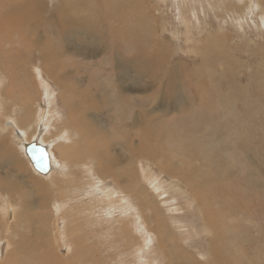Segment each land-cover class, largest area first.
Returning a JSON list of instances; mask_svg holds the SVG:
<instances>
[{
  "label": "rangeland",
  "instance_id": "obj_1",
  "mask_svg": "<svg viewBox=\"0 0 264 264\" xmlns=\"http://www.w3.org/2000/svg\"><path fill=\"white\" fill-rule=\"evenodd\" d=\"M96 1L0 0V179L8 177L0 181V264H264V80L256 70H264V25L257 24L259 17L247 25L212 7L214 1L226 8L232 0H200L201 6L196 0L193 7L189 0H128L110 11L98 9ZM105 12L112 20L105 21ZM193 16L207 21L190 28L194 38L181 35L179 22H193ZM113 25L117 31L110 36ZM144 62L153 68L141 82L135 76L144 72ZM59 64L63 71H54ZM12 79L32 88L43 81L54 104L47 106L45 96L29 104L21 83V90L11 91ZM216 90L225 99L226 115L212 112ZM48 110L52 117H46ZM87 113L94 116L83 119ZM27 114L29 124L23 121ZM130 116L140 118V126ZM86 121L91 128L74 137L79 150L65 173L53 167L48 177L40 176L17 139L19 131L56 136L57 129L73 132ZM22 139L37 141L33 135ZM127 143L131 154L121 147ZM51 153L63 158L57 144ZM186 160L193 165L180 178L164 171ZM210 176L219 184L206 182ZM112 182L121 189L109 195ZM135 187L143 192L139 204L129 192ZM125 197L127 205L120 200ZM146 202L149 236L143 250L145 227L138 222L137 232L129 229L127 218L137 222ZM55 203L62 208L56 215ZM203 212L209 221L202 220ZM57 220L63 221L60 232ZM224 226L234 234L227 248L218 241L223 234L213 229L223 232ZM65 248L73 263H62Z\"/></svg>",
  "mask_w": 264,
  "mask_h": 264
},
{
  "label": "bare ground",
  "instance_id": "obj_2",
  "mask_svg": "<svg viewBox=\"0 0 264 264\" xmlns=\"http://www.w3.org/2000/svg\"><path fill=\"white\" fill-rule=\"evenodd\" d=\"M122 1H128V0H111V1H109V2H105V3H101V1L100 0H98V1H96V6L98 7V9H101V11H102V9L103 10H112V8L116 5V4H118V3H121ZM233 2H231L226 8H221V7H219L214 1H213V4H212V7L216 10V11H221V10H225V13H226V15H224V18L225 19H233V18H236V19H241L242 20V17L237 13V11H236V8L238 7V3L237 2H234V0H232ZM189 2V6H191V7H193L194 5H195V3H196V0H194V2H193V0H189L188 1ZM198 2H199V6H201V4H200V0H198ZM187 3V2H186ZM186 5V4H185ZM187 6H188V4H187ZM186 6V7H187ZM188 6V7H189ZM172 7V6H171ZM176 7V6H175ZM178 7V17L181 15V11H180V5L179 6H177ZM183 8H185V7H183ZM188 9H190V7L188 8ZM187 9V10H188ZM234 13V15L233 16H231V13ZM177 13V12H176ZM185 13V12H184ZM191 13V12H190ZM189 14V13H188ZM104 15H105V21L106 20H108L109 18H110V20H112V15H110V13L109 12H105L104 13ZM187 15V14H186ZM111 16V17H110ZM98 17V16H97ZM183 18H184V16H183ZM179 19H181V18H179ZM120 20H122V19H120ZM119 20V21H120ZM141 20H142V22H143V18H141ZM206 20V17L205 18H203V19H201L200 18V20L198 21L194 16H193V22H190V21H188V20H181L179 23H181V25L184 27V32L181 34V35H184V34H188V37H190V38H194V36H193V34L192 33H190L189 32V30H190V28L191 27H193V28H195L196 26H197V24H198V22H204ZM207 21V20H206ZM178 22V21H177ZM5 24H7V23H5ZM7 25H9V24H7ZM260 26V25H259ZM113 28H116L114 25L112 26V29ZM112 29H111V31H112ZM117 29V28H116ZM111 31H110V33H111ZM127 32V31H126ZM126 32H124V34H126ZM177 32V31H176ZM112 39V41H114V39L113 38H111ZM6 49V48H5ZM93 50H94V53L97 55V56H99L100 57V55H102L101 53H100V50L98 49V48H96V47H93ZM60 59H62V58H59V60ZM234 61H237L238 62V60L237 59H233ZM239 64L241 63V62H238ZM243 63V62H242ZM241 63V64H242ZM140 68H142V69H145V70H149V68H153V65L152 64H149V63H142V64H140ZM243 66V65H242ZM61 67V65L59 64V65H57L56 66V68L54 69V71L55 70H57V71H63L62 70V68H60ZM264 68V67H263ZM11 69V66H8V68H6V70L8 71V73L11 71L10 70ZM12 69H13V67H12ZM16 70H17V68H16ZM104 72H106V69L105 68H103L102 69ZM257 70V73L258 74H262V76H261V79L262 80H264V78H262V77H264V70H262V68H260L259 66H258V68L256 69ZM153 71H154V69H153ZM23 72V71H22ZM10 74V73H9ZM68 75H70V73H68ZM10 76H12L11 74H10ZM13 77V76H12ZM135 77H137L141 82H146L147 81V79H145V81H144V79H142L141 77H140V75L139 74H137ZM152 78H153V75H152ZM18 80V79H17ZM17 80H15V79H12V83L9 85L10 86V89H11V91H14V90H16L17 92H18V90L21 88L20 86H21V84H22V88H23V95L28 99V102H30L29 104H31L32 103V101L33 100H35L36 98H38L39 96H41V98H44V96L46 97V102H47V106H49V107H51L53 104H54V102H53V100H52V98H50L51 96H50V94H49V89L48 88H45L44 87V82L42 81V83L40 82V83H38L37 84V86L34 84L33 85V88L30 86V84H28V82L26 81V80H23V81H21V80H19V81H17ZM25 81V82H24ZM21 83V84H20ZM25 83H26V87H25ZM29 83H30V81H29ZM231 88V87H230ZM40 89V90H39ZM21 90V89H20ZM232 90V89H231ZM239 90H241V89H239ZM216 92H217V94L216 93H214V91H212V95H211V98H210V101H211V104H212V112L214 113V114H216V115H218V116H221L222 114L223 115H226L227 113H226V111H227V109H226V107H225V105H224V101H225V99L223 98V96L220 94V91H217L216 90ZM13 93V92H12ZM225 93V92H224ZM226 94V93H225ZM22 95V96H23ZM233 96V95H232ZM20 97V96H19ZM93 97H94V95H93V93L91 94V98L93 99ZM13 98H14V100L17 98L14 94H13ZM26 99V100H27ZM25 100V101H26ZM17 101V100H16ZM18 102H20V101H18ZM142 103V102H141ZM24 106V101H22V103H21V106H20V108H22ZM25 106H27V105H25ZM237 107V106H236ZM28 109V108H27ZM49 109V108H48ZM136 109H138V107H136ZM85 110V105H84V103H82V111H84ZM144 113H151V111H148V110H144ZM154 113H156V112H154ZM41 115L42 116H45V112H42L41 113ZM94 115H93V113H87L86 115L85 114H83V119H89V118H92ZM26 119L24 120V118H23V121L24 122H27V124H29V123H31V121H32V119L29 117V115L27 114L26 115ZM46 117H52V113L48 110V112L46 113ZM86 117H89V118H86ZM128 120L129 121H133L134 122V126L135 127H138V126H140V123H141V119L140 118H137V119H135V120H133L132 119V116H130L129 118H128ZM239 120V119H238ZM18 122H20V121H18ZM58 126H59V124H58ZM60 127V126H59ZM84 129V132L83 133H81L80 132V129ZM90 128H91V126H90V123L88 122V121H86V122H83V123H81L80 124V126L78 127V129H74L73 130V132L72 131H61L60 132V130L59 129H57V135L56 136H49V134H48V132L47 131H41L40 133H37V132H35V131H32V130H28V131H26V132H22V131H19L20 133H21V135L20 134H18V140L19 141H21V145H23L24 146V151H25V154H26V156H27V152H26V147H28L29 145H31V144H35V145H38V146H40V147H43L45 150H46V152H47V154H48V157H49V163H50V170H49V172L48 173H46V174H42V173H40V172H38L34 167H33V165H32V163H31V161H30V159H29V157H28V159H29V161H30V163H31V165H32V167H33V169L40 175V176H42V177H48L49 175H50V173H52V169H53V167H55L56 168V172L58 171V170H60L61 169V172H63V173H65V170L66 169H68L69 167H68V165H67V163H68V161H69V159H70V157L72 156V154H73V152L75 151V150H79V147H78V145H77V143H76V141H75V139H74V137L76 136V137H81L83 134H85V133H87L89 130H90ZM12 130H16V129H11V131ZM18 131V130H17ZM76 131H78V132H76ZM8 132H10V131H8L7 130V133ZM30 135H33V136H35L36 138H37V141H32V142H30V143H25L24 141H23V139H22V137L23 138H27V137H29ZM43 143H47L48 145L47 146H43L42 144ZM55 144H57V148H58V151L60 152V154L63 156V158L60 160V161H58L57 159H55V157L53 156V154L51 153V148L52 147H54V145ZM18 145H20V144H18ZM231 146V145H230ZM121 147L122 148H127L128 149V152L131 154V143H127L126 145H121ZM231 149V148H230ZM236 149V148H235ZM186 150V145L184 144L181 148H180V150L178 151V154L180 153V152H184ZM227 151H229L228 149H227ZM209 153H211V154H213L214 152H209ZM247 153V152H246ZM85 154V152L84 151H82L81 152V156H83ZM220 154V153H219ZM226 154V153H225ZM217 155V154H216ZM221 155V154H220ZM232 156H234V155H232ZM186 158H189L188 156H186ZM233 158V157H232ZM169 161H172L171 160V156L169 155ZM198 161H201V159H200V157L198 158ZM189 164V165H188ZM59 165H61V168H60V166ZM189 167H188V166ZM193 165V163H191L190 161H188V160H186L185 162H182V161H179V163L177 164V163H175V166H174V168H173V172L174 173H176L177 175H178V177L180 178V175L182 174V173H185V172H188V170L187 169H190V166H192ZM188 167V168H187ZM194 168V167H193ZM195 170V169H194ZM189 173V172H188ZM91 177V176H90ZM213 176H210V179L212 178ZM61 178V177H60ZM86 178V177H85ZM8 180V177H1V179H0V181L2 182V181H7ZM212 181H207V180H205L206 182H213L214 184L215 183H217V184H219L218 182H216V179L215 178H212L211 179ZM1 182H0V184H1ZM60 182V181H59ZM62 182V181H61ZM113 183V182H112ZM60 184V183H59ZM115 183H113L112 184V187H111V190H110V195H112V193L114 192V189L115 188H117V189H121L120 187H118V186H116V185H114ZM13 186H14V184L13 183H10V182H8V188H9V190H11L12 192H15V190L13 189ZM200 188V191L202 190V188L201 187H199ZM39 189H43V188H39ZM177 189H180L179 187H177ZM79 191V190H78ZM74 192H75V190H74ZM184 192V191H183ZM193 192V191H192ZM194 193V192H193ZM75 194V193H74ZM185 194H187V193H185ZM77 195V194H76ZM127 200H128V197H125ZM131 199H132V197H131ZM192 199V198H191ZM41 200V199H40ZM121 201H123V202H125V200L124 199H120ZM133 200V199H132ZM59 201V200H58ZM134 201V200H133ZM64 203H67V200L66 201H64ZM128 203V202H127ZM127 203H126V205H127ZM62 208L58 205V204H54L53 205V213L56 215V214H59V212H60V210H61ZM105 209H107V208H105ZM8 211L9 212V210H10V208L9 207H7L4 211ZM6 211V212H7ZM101 211V210H100ZM146 210H144L143 211V214H145L146 215V212H145ZM5 212V213H6ZM3 214V213H2ZM6 215V214H5ZM128 215H130V214H128ZM202 215V214H201ZM203 221H209L208 219V214L206 213H204L203 212ZM130 217H131V215H130ZM138 218H139V216H138ZM103 219V216H99V220H97V222H95V223H93V224H95V225H97L98 224V221H100V220H102ZM136 220L135 219H132V217H131V224H132V227H133V229H134V231H138V228H137V226H136V223H138V222H140L139 221V219H137V222H135ZM135 222V223H134ZM140 226H142L141 224H139ZM205 226H206V224H205ZM55 227H56V231L57 232H60V230H62V228H63V221L62 220H57L56 221V223H55ZM144 228V227H143ZM190 228V227H189ZM229 228V227H228ZM227 227H225L224 226V230H223V232L221 231V230H219V229H217V228H213L214 230H215V232L216 233H218V234H223V236L220 238V239H218V241H220V242H222V244H223V246L225 247V248H227V246L226 245H232L233 244V241H234V234H231V233H228L227 232V229H228ZM145 229H147V228H144V231H145V238L144 239H142V240H144V242H145V244L144 245H147L148 243H147V240H148V236L149 235H147L146 234V230ZM203 229H205L207 232H211L212 231V229L211 228H209V227H205V228H203ZM102 236L104 235V234H101ZM109 239V238H111V236L110 235H108V234H106V239ZM210 238L211 239H215V237H214V235H210ZM223 241H222V240ZM103 244V243H102ZM130 243L129 242H127L126 243V246L127 247H129L128 245H129ZM98 245V244H97ZM101 245V244H100ZM142 246V245H141ZM229 246V247H230ZM100 248V247H99ZM130 248V247H129ZM66 250H67V253H62L63 254V256L65 257L64 259V262H62V263H73V261L72 262H70V260H67L66 259V257H67V254H69V250L67 249V248H65ZM142 249V248H141ZM161 250V249H160ZM162 251V250H161ZM163 252V251H162ZM143 253V252H142ZM138 254H139V252H138ZM145 254V253H144ZM142 257H143V255H142ZM137 258H139V256L137 257ZM147 258V257H146ZM145 258V259H146ZM144 259V260H145ZM139 260H140V258H139ZM143 260V261H144ZM147 262V261H146ZM145 262V263H146ZM14 264H16V263H14Z\"/></svg>",
  "mask_w": 264,
  "mask_h": 264
},
{
  "label": "flooded vegetation",
  "instance_id": "obj_3",
  "mask_svg": "<svg viewBox=\"0 0 264 264\" xmlns=\"http://www.w3.org/2000/svg\"><path fill=\"white\" fill-rule=\"evenodd\" d=\"M198 1V0H197ZM238 3V7L236 8L237 13L242 17L243 24H254L258 17L260 19V24L257 22L258 25H264V0H247L248 4L242 2V0H235ZM117 31L116 28H113L110 36H114L115 32ZM123 33V31H121ZM109 195L111 186L108 185Z\"/></svg>",
  "mask_w": 264,
  "mask_h": 264
},
{
  "label": "water",
  "instance_id": "obj_4",
  "mask_svg": "<svg viewBox=\"0 0 264 264\" xmlns=\"http://www.w3.org/2000/svg\"><path fill=\"white\" fill-rule=\"evenodd\" d=\"M27 156L33 167L40 173L46 174L50 170L49 157L46 150L35 144L26 147Z\"/></svg>",
  "mask_w": 264,
  "mask_h": 264
},
{
  "label": "crops",
  "instance_id": "obj_5",
  "mask_svg": "<svg viewBox=\"0 0 264 264\" xmlns=\"http://www.w3.org/2000/svg\"><path fill=\"white\" fill-rule=\"evenodd\" d=\"M50 75V74H49ZM64 75H66V72L63 74V76ZM160 167V166H159ZM161 168V167H160ZM163 170V169H162ZM170 177H172V178H175V177H177V178H179L178 177V175L176 174V173H174L172 170H164ZM137 188L138 187H135L134 188V190H129V192L130 193H134V195H130L131 197H132V199L134 200V201H136V203L137 204H139V202H138V200H139V197L138 196H143V192H139L138 190H137ZM174 188H177V186H175ZM126 189H128V188H126ZM166 189V188H165ZM167 190V189H166ZM169 191V190H168ZM135 195H136V198H135ZM121 199H124L125 200V204L128 202V200L126 199V198H121ZM165 204H171L172 202L171 201H166L165 200V202H164ZM150 208V204H148L147 205V202H146V206H145V208L143 207V206H139V213H138V216H139V221H140V223H141V225H143V227H145V228H149L148 227V225H147V223H146V220H145V214H143V211L144 210H146V208ZM149 211V210H148ZM121 218V217H120ZM127 223H128V226H129V229H133V227H132V224H131V217H130V215H128V218H127ZM165 240V239H164ZM142 249L143 250H146L147 249V245H144L143 247H142ZM160 249L163 251V252H169L168 250H165L164 248H161L160 247Z\"/></svg>",
  "mask_w": 264,
  "mask_h": 264
},
{
  "label": "trees",
  "instance_id": "obj_6",
  "mask_svg": "<svg viewBox=\"0 0 264 264\" xmlns=\"http://www.w3.org/2000/svg\"><path fill=\"white\" fill-rule=\"evenodd\" d=\"M234 15V13L232 12L231 13V16H233ZM142 69V68H141ZM144 70V72H142L141 74H139L140 75V77L142 78V79H148L149 78V71H150V69L149 70H145V69H143ZM145 75V76H142V75Z\"/></svg>",
  "mask_w": 264,
  "mask_h": 264
}]
</instances>
